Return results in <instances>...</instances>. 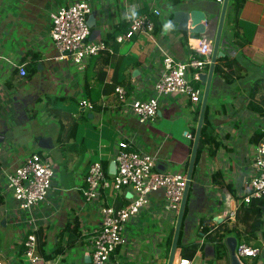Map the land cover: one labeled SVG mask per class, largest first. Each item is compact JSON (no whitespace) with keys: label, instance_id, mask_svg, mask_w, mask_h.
Segmentation results:
<instances>
[{"label":"crops","instance_id":"obj_1","mask_svg":"<svg viewBox=\"0 0 264 264\" xmlns=\"http://www.w3.org/2000/svg\"><path fill=\"white\" fill-rule=\"evenodd\" d=\"M74 1L0 0V196L3 197L0 202V261L4 264H90L92 236L101 222L100 206L105 202L115 204L124 192L112 198L107 189H102V201L87 202L82 194L85 175L95 161L94 155L96 160H107L110 165L121 140L131 141L140 150L150 153L157 169L187 174L194 141V136L188 135L193 128L196 131L198 120L195 118L197 110L200 113L202 100L193 101L180 94L163 96L160 111L153 120L146 122L137 119L130 102L153 93L164 53L180 60L187 59L192 54L189 39L198 42L191 37L193 32L177 29L171 12L177 9L208 12L200 39L213 40L221 4L204 0H87L96 20L90 36L94 40L123 33L131 18L137 15L153 13L155 9L160 10V15L152 38L135 33L122 42L116 40L109 45L113 49L109 63H103L104 57L92 56L80 67L70 58L56 60L50 36V13ZM227 11L219 49L232 62L224 67L232 79L225 81L214 66L207 103L211 106L212 126L205 132L214 153L209 145L205 146L194 166L192 182L195 185L189 190L185 221L180 230L182 243L204 242L201 226L207 220L211 227L223 221L229 225L237 223L241 237L248 235L244 224L238 223L236 218L229 220L225 211L236 202L241 204L253 174L254 146L264 135V111L260 113L248 107L254 82L264 77V0H246L237 19ZM236 21L241 25L237 35L234 34ZM169 22L171 27L164 30ZM14 64L24 65L27 74L20 75ZM208 70L209 67L199 74ZM198 80L193 83L204 90V84L200 78ZM114 82L127 89L125 102L117 98L112 88ZM54 97L63 104L58 118L49 105ZM73 99L78 100L81 107L78 113L68 110ZM82 99L91 100L100 107L87 110L80 105ZM254 101H261L264 107V88L259 89ZM37 104L46 105L45 118H57L58 132H64V138L62 153L59 151L57 159L49 154L55 164V177L48 200L32 212L37 236L35 254L39 257L32 262L25 255L23 244L25 233L32 231L27 222L32 216L19 211L17 201L7 190L6 172L33 153H27L28 148L39 147L40 137L35 144L31 136L28 142L19 138L27 132H39L38 128H28V122L33 125L36 121L33 108ZM78 132L87 134L79 135ZM48 140L49 150L54 152L55 145ZM63 144L69 146L66 154ZM102 152L107 157L103 158ZM125 193L128 202L131 193ZM151 200V205L125 223L123 242L107 264L168 263L166 238L174 233L178 212L162 207L160 192L153 193ZM262 212V227L248 242L259 252L247 257V261L241 258L243 264L253 260H257L256 264H264V206ZM155 215L164 222V231L159 230ZM68 224L70 228L66 229ZM179 251L177 247L174 264ZM214 251V245L205 242L192 259L193 264H215Z\"/></svg>","mask_w":264,"mask_h":264},{"label":"built area","instance_id":"obj_2","mask_svg":"<svg viewBox=\"0 0 264 264\" xmlns=\"http://www.w3.org/2000/svg\"><path fill=\"white\" fill-rule=\"evenodd\" d=\"M222 3L223 0H204ZM93 12L92 5L87 0H76L68 5L60 6L50 13V36L56 50L55 58L63 60L70 58L82 67L84 60L101 52H113V49L102 39H91L92 28L88 17ZM160 10L153 13H143L131 18L129 27L117 35L118 42L131 38L135 33L153 37ZM199 44L189 39L192 54L187 59H177L171 54L164 53L162 69L154 83L153 93L147 98H136L130 102L132 112L140 122L153 120L160 111V100L163 96L180 94L188 96L193 101L202 100L203 89L195 86L193 80L199 79V73L211 63L213 40L200 39ZM19 74L25 76L24 65L14 64ZM114 92L117 98L125 102L127 90L122 85H116ZM80 105L93 110L95 103L82 99ZM191 137V134L188 135ZM118 151L114 157L115 172L110 173L104 167L102 160L93 161L85 175V186L82 194L87 202L103 200L102 189H107L112 198L118 192L131 193L128 202L117 207L113 203H103L100 206L101 222L91 240L90 264H107L123 242L122 231L129 218L151 205V195L160 192L163 195L164 209L178 212L186 186V174L159 170L154 157L137 148L131 141L118 142ZM2 148L0 146V158ZM253 174L247 182V191L242 196L241 203L249 204L253 200L264 197V135L254 146ZM55 164L49 154L33 152L23 162L11 171L6 172L7 190L18 203L19 211L27 213L42 206L53 188ZM232 199L231 196H228ZM240 202L229 207L225 212L229 219L236 218ZM160 231L165 230L164 222L155 215ZM27 222L32 230L25 233L24 253L30 261L36 262L39 257L35 254L37 236L35 219L29 217ZM29 229V230H30ZM258 248L240 241L236 247L238 257H254ZM175 264H193L192 259L178 256ZM0 264H4L0 261Z\"/></svg>","mask_w":264,"mask_h":264},{"label":"trees","instance_id":"obj_3","mask_svg":"<svg viewBox=\"0 0 264 264\" xmlns=\"http://www.w3.org/2000/svg\"><path fill=\"white\" fill-rule=\"evenodd\" d=\"M245 2H246V0H229V7H228V11H227L228 15L233 13L235 18L237 19L238 14L240 13ZM240 26L241 25L236 21L235 26H234L235 27L234 34H236V35L239 34L238 28ZM119 29L120 28H118V30ZM127 29H128V27L125 29V31ZM116 37H117V35H116ZM116 37H115V35H114V37L111 36V38L107 37L106 39H104V41L109 46L111 43L114 44L116 42V40H117ZM191 37L200 38V33L193 32ZM184 38H185V42L188 43L187 42L188 38L186 36ZM248 41H246L245 43H247ZM242 45H243V43H242ZM96 56L104 57L103 63H105V64L109 63L110 59H111V54L108 53V51L101 52ZM228 59L229 58L226 56L218 58L217 62L215 64V71L218 75L222 76L225 81L230 82L232 79V76H230L226 72V70L224 69V67H227V66H229V64L232 63L231 60H228ZM33 70H35V67H33ZM198 83L200 84L199 80H198ZM115 86H116V83L114 82L112 84V88L114 89ZM195 86H197V85H195ZM260 88H264V77L259 78L258 80H256L254 82V87L251 89L252 99L250 100L248 107L254 111L263 113L264 107L262 106V102L261 101H258V102L254 101L256 94ZM105 90L106 89L104 88V91ZM128 90H129V87H128ZM99 94L100 93H98L97 96ZM55 99L56 98L54 97L53 100H55ZM261 100H263V98H261ZM99 107H100V105L95 103V108L93 110H95ZM210 108H211V106L208 104L206 107V113H205L204 123H203V127H202V133H201V137H200V141H199V146H198V150H197L195 165L199 162V159L201 157V153L204 150L205 146H207V145L210 146L209 141L205 137L206 130L208 129L209 126H212L211 120H210L211 119ZM51 110H52V107H51ZM61 110H62L61 107H57L55 109L53 108V111H56L55 113L58 116L61 115L59 112ZM198 113H199V110H197V114H196V118H195L196 121L198 120V116H199ZM62 133L63 132L60 133L59 139H60V137H62ZM194 135H195V128H193L191 137H193ZM60 142H62V139ZM210 150L212 153H214V149L212 147L210 148ZM60 152L62 153V149L60 150ZM102 162H103V165L106 168V170L107 169L109 170L108 161L102 160ZM218 184H220L221 186L223 185L222 182H218ZM0 195H1V193H0ZM2 201H3V197L0 196V202H2ZM126 203H127L126 194L119 195L118 198L115 200V205L117 207L123 206ZM241 204L239 205V207L236 211V221L238 223L244 224V228L248 229V235H246L245 237H241L242 235L239 231V227H238L237 223L229 225L226 223V221H223V222L218 223V225L216 227H212V228L206 224H203L201 226V231L203 232V235H204V242H201L200 240H192V241L182 243L180 240V238H181V234H180V237L178 240V248H180L179 256L180 257H186L189 259H194L196 257L197 252L200 249H202L204 243L210 242L214 245L215 251H214L213 261H215V264H223V263L230 264V255L228 253V248H227L226 243H225V237L229 234H235L240 241H245L246 243H248V242H250L251 237L258 230L261 229L262 223H263L262 207L264 206V197L261 199L253 200L249 204H245V203H241ZM75 226H76V224H75ZM65 228L69 229L70 225L68 224ZM172 239H173V234H171L170 236H168L166 238V244H167L166 256H167V258L169 256V252H170V248H171V244H172ZM256 263H257V260H253L252 262H249L248 264H256Z\"/></svg>","mask_w":264,"mask_h":264},{"label":"water","instance_id":"obj_4","mask_svg":"<svg viewBox=\"0 0 264 264\" xmlns=\"http://www.w3.org/2000/svg\"><path fill=\"white\" fill-rule=\"evenodd\" d=\"M228 4H229V0H223V2L221 3V12L219 16L218 26H217V30H216L215 37L213 39V44H212L211 63L209 65V70L207 73L199 74V78L204 84V91L202 95L200 113L198 117L191 156H190L188 170L186 174V178H187L186 186H185L184 195H183V198L180 204V208L178 211L177 222H176L174 233H173V239H172V244H171V248L169 252V259H168L167 264H174L175 252H176V248L178 247V240H179L181 226H182V223L185 221L184 220V209L186 206L188 193H189L190 188H193L195 185V182H192L193 181L192 176H193V170L195 166V160H196L197 150L199 146V141H200V137L202 133V127L204 123L206 107H207L208 98L210 94L211 81H212L215 61L218 57L224 55V53L219 49V47H220V40H221L224 19H225L226 11L228 8ZM207 15H208V12H203L198 9H192V10L177 9L171 12L172 21L177 25V29L179 31L186 32V33L204 32L206 28L205 22L208 20ZM95 21L96 20H95L94 13H91L88 17L89 25L93 27L95 24ZM189 23H191L190 28L188 26ZM38 145L40 148H43V149H50V146H51L47 138H40ZM109 172L110 173L115 172V161L114 160H112V162L109 165ZM207 221H205L203 224L210 226L209 220ZM238 242H239L238 238L232 234H229L225 237V243L229 250L231 264H243L236 253V247H237Z\"/></svg>","mask_w":264,"mask_h":264},{"label":"rangeland","instance_id":"obj_5","mask_svg":"<svg viewBox=\"0 0 264 264\" xmlns=\"http://www.w3.org/2000/svg\"><path fill=\"white\" fill-rule=\"evenodd\" d=\"M164 30H166L165 27H164ZM52 100H53V98H52ZM53 101L54 102H52L50 104L48 102V104L50 106H52V108L55 109L57 107H63V104H62L61 101L60 102H58L57 100H53ZM45 107H46V105H44V104H37L36 106H34L33 111H34V113L36 115V121L35 122L33 121V125H32V123L28 122V128H30L31 126H32V129H37L38 128L39 132H27L26 135L20 136L19 138L24 140L25 142H28L30 140V136H31L33 144H35L37 142V138L38 137L50 139V141H52V143L55 145L53 147L54 148V152L49 150V149H43V148H40V147H30V148L27 149V153H30L32 151L33 152L34 151L35 152L41 151L44 154H51L54 158H56L57 155H60L59 151L62 149L61 148L62 147V142H60V141H61V139L64 138V136H63L64 132L62 133V137H60V139H59V135L61 133V132H58L59 131V127H60V123L57 120V118L59 116H57L56 119L53 118V120L50 117H49V119L45 118L44 117V115L46 114L45 110L47 109L46 108L44 110ZM80 108L81 107L78 105V100H76V99H73V101L70 103V105H68V110L71 111L72 113H78ZM85 114H87V111H85ZM35 124H38V125L35 126ZM91 129H93V128H91ZM78 133H79V135L87 134V132H78ZM92 133H95V132H92ZM63 148H64L65 154H66L67 153L66 149H68L69 146L66 145V147H65V145L63 144ZM101 155H102L103 158L107 157V155L104 152H102ZM92 157L95 160L97 159V157L95 155L92 156ZM246 259H247L246 257L242 258V261H247Z\"/></svg>","mask_w":264,"mask_h":264},{"label":"clouds","instance_id":"obj_6","mask_svg":"<svg viewBox=\"0 0 264 264\" xmlns=\"http://www.w3.org/2000/svg\"><path fill=\"white\" fill-rule=\"evenodd\" d=\"M164 27H165V29L170 28V27H171V23H170V22H169V23H166V24L164 25Z\"/></svg>","mask_w":264,"mask_h":264},{"label":"bare ground","instance_id":"obj_7","mask_svg":"<svg viewBox=\"0 0 264 264\" xmlns=\"http://www.w3.org/2000/svg\"><path fill=\"white\" fill-rule=\"evenodd\" d=\"M197 44H199V40H198ZM56 60H57V59H56ZM82 67H83V66H82ZM235 199H236V198H235ZM241 205H242V204H241ZM226 220H227V219H226ZM229 220H230V219H229ZM229 220H228V221H229Z\"/></svg>","mask_w":264,"mask_h":264}]
</instances>
